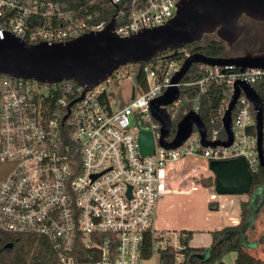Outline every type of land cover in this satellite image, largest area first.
Here are the masks:
<instances>
[{"label": "built area", "instance_id": "obj_1", "mask_svg": "<svg viewBox=\"0 0 264 264\" xmlns=\"http://www.w3.org/2000/svg\"><path fill=\"white\" fill-rule=\"evenodd\" d=\"M180 2L0 0V39L13 35L29 44L66 43L101 33L112 20L117 36L130 37L167 24ZM194 50L189 45L175 57L166 52L123 66L85 93L74 81L50 84L0 74V164L12 167L0 181V232L46 239L63 264H77L69 256L77 245L89 250L87 264H170L165 262L170 248L175 263L182 262L185 234L180 231L173 242L157 225L160 202L169 191L161 183L164 171L186 159L208 164L243 157L252 174L261 167L256 111L244 91L232 114L231 146H204L197 128L177 149L160 145L162 125L150 108L170 88L178 87L180 96L164 107L173 125L169 140L188 112L200 115L203 96L221 88L218 116L206 126L207 139L215 142L227 140L222 120L236 83L255 89L264 80L263 69L195 64L199 80L174 83ZM132 72L143 82L137 79L129 103L115 109L117 88ZM142 131L154 137L151 156L141 154Z\"/></svg>", "mask_w": 264, "mask_h": 264}, {"label": "water", "instance_id": "obj_2", "mask_svg": "<svg viewBox=\"0 0 264 264\" xmlns=\"http://www.w3.org/2000/svg\"><path fill=\"white\" fill-rule=\"evenodd\" d=\"M243 17L264 23V0H181L175 16L167 24L123 38L114 33V20L101 33H89L70 42L52 45L46 42L29 44L8 35L0 39V74L50 84L74 81L85 88V93L123 66L147 63L166 52H173L170 57H175L179 49L200 43L208 35L215 34L233 49L239 39L251 31V28L240 24ZM195 64L235 66L241 72L247 69L264 70V52L246 50L239 56L221 58L195 53L184 63L174 83L182 81ZM242 91L256 111L258 152L261 167L264 168V99L242 81L236 83L233 98L222 120L227 140L215 142L207 139L206 124L199 114L192 111L177 124L176 134L169 140L173 125L164 107L180 96L178 87L170 88L150 108L152 116L162 125L160 145L167 150L177 149L197 128L204 146H231L232 114ZM76 101L79 99L73 103ZM154 146L153 135L142 131L139 136L142 156L153 155ZM208 168L214 175L215 190L219 196L250 193L254 176L243 157L213 160L208 163Z\"/></svg>", "mask_w": 264, "mask_h": 264}, {"label": "trees", "instance_id": "obj_3", "mask_svg": "<svg viewBox=\"0 0 264 264\" xmlns=\"http://www.w3.org/2000/svg\"><path fill=\"white\" fill-rule=\"evenodd\" d=\"M195 52L202 53L207 57L221 58L230 57L231 50L217 36H206L200 43L193 44ZM233 55V54H232ZM201 78L195 67L185 77V82H194ZM143 82V77L137 78ZM255 90L264 99V80L254 85ZM221 88L214 87L203 96L201 101V118L209 128L210 122L218 116L221 104ZM195 94V89H192ZM255 131V130H254ZM254 180L248 200L241 204L242 219L238 226L228 227L212 232L213 241L210 248H195L190 245L193 231L181 230L185 237L181 242L186 246L181 250L184 260L179 264H222L223 259L230 253H236L235 264H264L258 256L250 253L243 245V237L248 232L256 229L260 210L264 207V168L260 167L253 174ZM195 184L206 189L215 187V178L209 176L195 180ZM0 264H63L58 252L44 238L34 235H15L0 232ZM257 242L264 245V233L259 235ZM10 244L13 246L10 247ZM149 255V252H148ZM77 264H87L90 261L89 250L83 246H76L69 252ZM176 251L170 248L165 257V262L175 263ZM206 257V258H205Z\"/></svg>", "mask_w": 264, "mask_h": 264}, {"label": "rangeland", "instance_id": "obj_4", "mask_svg": "<svg viewBox=\"0 0 264 264\" xmlns=\"http://www.w3.org/2000/svg\"><path fill=\"white\" fill-rule=\"evenodd\" d=\"M136 77V74L132 72L130 77L124 78L117 88L119 93L114 104L115 109L129 103V89L136 84ZM11 170L10 165L0 164V181L6 179ZM209 176L214 177L208 168V164L193 159H186L177 168L175 166L172 170L164 171L161 183L165 184L164 190L169 191L163 195L162 200L166 210L158 214L157 225L159 227L166 225L173 242L182 229L194 232L206 230L205 213L210 210L208 201L212 194H218L215 187L206 189L196 185L195 180ZM243 240L242 243L248 250V244L246 241L244 243ZM248 251L257 256L255 251Z\"/></svg>", "mask_w": 264, "mask_h": 264}, {"label": "crops", "instance_id": "obj_5", "mask_svg": "<svg viewBox=\"0 0 264 264\" xmlns=\"http://www.w3.org/2000/svg\"><path fill=\"white\" fill-rule=\"evenodd\" d=\"M248 200V196H219L212 194L208 201L210 210L205 213L206 230L196 231L193 234L190 245L195 248H210L213 237L212 232L219 231L228 227L238 226L241 223L242 212L241 204ZM160 214L165 212L166 207L163 200L160 202ZM264 207L260 210L259 220L256 229L248 232L243 237V241L248 244V250L255 251L257 256L264 261V245L257 242L259 235L264 233ZM214 222V223H212ZM166 229V225H162ZM183 230V229H182ZM245 246V245H244ZM246 247V246H245ZM206 258V257H205ZM236 253L228 254L222 264H235Z\"/></svg>", "mask_w": 264, "mask_h": 264}, {"label": "flooded vegetation", "instance_id": "obj_6", "mask_svg": "<svg viewBox=\"0 0 264 264\" xmlns=\"http://www.w3.org/2000/svg\"><path fill=\"white\" fill-rule=\"evenodd\" d=\"M240 24L251 28V31L249 35H243L233 49L229 48V50H231L230 57L242 55L246 50H254L256 53L264 52V23L243 17ZM208 36L215 37L216 35L213 34Z\"/></svg>", "mask_w": 264, "mask_h": 264}]
</instances>
